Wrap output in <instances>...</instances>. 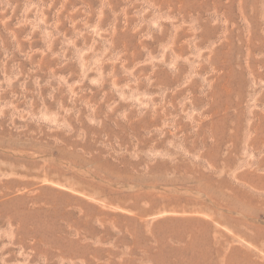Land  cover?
<instances>
[{
  "label": "rangeland",
  "instance_id": "rangeland-1",
  "mask_svg": "<svg viewBox=\"0 0 264 264\" xmlns=\"http://www.w3.org/2000/svg\"><path fill=\"white\" fill-rule=\"evenodd\" d=\"M0 264H264V0H0Z\"/></svg>",
  "mask_w": 264,
  "mask_h": 264
}]
</instances>
